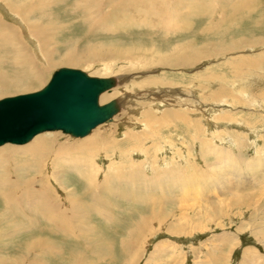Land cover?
<instances>
[{
    "label": "rangeland",
    "instance_id": "374dc122",
    "mask_svg": "<svg viewBox=\"0 0 264 264\" xmlns=\"http://www.w3.org/2000/svg\"><path fill=\"white\" fill-rule=\"evenodd\" d=\"M78 1L67 0L55 6L46 12V19L31 18L32 22L39 20L51 27L53 36L48 50L57 54L48 58L41 54L42 47L38 48L41 56H36V48L29 40L35 42L38 38L22 33L14 19L22 20L26 28L29 22L16 13L10 15L6 2L0 0L2 23L7 22L32 65L30 71L35 70L40 78L36 83L1 90L0 99L40 90L62 67L79 69L93 77L114 76L118 80L116 87L99 97L100 105L114 99L120 104V112L110 122L99 125L84 138H72L60 131L36 136L56 135V144L82 152L78 145L96 133L105 146L110 144L112 150L124 152H101L95 155H100L97 158L89 157L88 152L76 154L92 158L89 163L97 173L94 190H109V194L99 193L101 200L106 201L101 214L90 213L77 223H70L71 228H82L81 232L72 236L68 231L66 235L60 230L62 224L53 222V229L39 221L6 238L0 244V258L22 257L21 264H264V0L250 1L249 11L253 13L249 15L237 8L234 16L245 15L244 21L240 19L227 28H221L218 22L222 17L223 22L231 17L232 0H190L191 8L186 3L184 11L195 10L197 15L188 20L189 30L185 32L163 33L136 26L112 34L93 33L86 40L82 38L86 29L84 17L71 10ZM260 20L261 26H256ZM210 26H219L218 33H209ZM238 38L260 44L248 43L222 55L218 48L219 56L203 57L185 67L156 61L171 56L179 43L194 42L202 51L204 46L229 44ZM90 43L130 51L127 57L131 58L120 59L112 54L97 55L94 62L77 65L61 62L65 54L74 51L79 55ZM9 56L13 57L11 53ZM0 58H4L3 53ZM255 59L259 63L254 69L258 77L246 71L245 63L236 69L240 73L237 79L231 76L232 69L227 64L237 60L257 64ZM24 60L27 61L25 57ZM143 60L147 61L144 66L140 65ZM3 70L13 74L9 68ZM209 74L213 76L207 78ZM148 80L158 83L143 85ZM131 134H135L137 142L128 141ZM42 162L46 177L47 165L53 164V158L44 157ZM64 172L59 174L58 185L48 180L51 182L47 185L52 187L48 185L43 196L48 199L46 207L52 214L75 216L81 214L76 209L81 200L77 199L88 187L73 171ZM109 174L117 183L112 190L104 183ZM128 187L133 188L129 193L142 203H125L112 197L129 195ZM4 228L0 232H6L7 227ZM36 239L50 244L46 253L23 251L25 243ZM124 243L128 249L123 248L122 253Z\"/></svg>",
    "mask_w": 264,
    "mask_h": 264
},
{
    "label": "bare ground",
    "instance_id": "6f19581e",
    "mask_svg": "<svg viewBox=\"0 0 264 264\" xmlns=\"http://www.w3.org/2000/svg\"><path fill=\"white\" fill-rule=\"evenodd\" d=\"M4 1L6 2V5L9 8L8 9L6 7L8 11H10V15H12V13H16L20 17H22L23 20H27V22H29V24L27 23V28H26L21 22L22 20L18 21L17 18L14 19L15 22L18 24L22 33L24 34L29 33L28 34L29 37L32 36L34 38L35 36L36 38H38V41H36L35 39V42L31 38H30L31 41L29 40L31 46L33 48H36L35 49L36 56L37 57L38 55L41 56L38 53L39 47H42L41 54L43 56L48 58H53L54 56H56L57 53L55 54L53 51L48 50L49 46L51 45L50 43L52 41L50 39L53 36L51 27H49V25H42L41 23H39V20L32 22L31 18L40 17L46 19L45 18L46 12H48L51 9L54 10L55 6L59 4L63 5L65 2H67V0H4ZM189 1L190 0H80L76 3V5L73 6L72 4L71 10L73 11V13L76 14L80 13L78 15L84 17L85 26L84 25L82 26L86 27V29L84 31L85 35L82 38H84L85 40L93 33L106 32L112 34L118 31L128 30L127 28L136 27V26L142 27L147 30L149 29L159 30L163 33H167V32L181 33L183 31L185 32L186 30H189L188 20L192 16L194 17V15H197V13H195L196 12L195 10L189 12L184 11L186 3L189 9L191 8V4L193 2H191L192 0L190 2ZM250 1L253 0H232L231 1L232 5L231 6L229 5L232 12L231 17L223 22V19L225 20V18L222 17L223 16L222 15L221 17L223 19L218 22L219 23L218 25L221 28L223 27L227 28L232 24L234 25V23H236L237 21H240V19L243 20L245 15H243V17H238L237 15L239 14L234 16L236 14L234 12L237 11V8L238 11L246 12V15L252 14L253 12L249 11V8L252 5L250 4ZM227 2H229V0ZM207 16L205 15L204 17ZM210 17H212V15ZM226 18H228V15H226ZM47 20H50V18H48ZM6 23L5 22L2 23V19H0V56L2 53L4 54V58H0V91L9 88H15L19 85H26L27 83H36L37 81L40 80V78L38 77L39 74H37L35 70L30 71V69H32V65L29 63L26 53L20 47H18L19 44L16 42L15 35L9 31V26ZM255 25L261 26V20L257 21ZM217 27L215 26L211 28L210 26L208 32L217 34L218 33ZM61 28H63V26ZM60 33H62V31ZM226 33L227 32L223 34L226 35ZM53 42L55 41L53 40ZM193 43L186 42L184 43V45L179 43V45L176 46L177 49L175 50L173 49L170 52L171 56L167 55L165 57H160L156 61L168 66L171 65L173 67L174 66L185 67V66L193 65L195 62L199 61L203 57L219 56L222 55V53L225 54L226 52H229V50L237 51L238 49L247 46L248 43H252L255 46L260 44L259 41L257 40H252L249 38L247 40H243L238 38V40L235 39L231 41L229 44L220 42V43H215V45H207L204 46L205 48H203L202 51H199L198 50L199 48L196 47L195 44ZM226 47H230V48H226ZM218 48L222 49L219 55H217L218 54L217 52H219L217 50ZM42 50L45 52H43ZM129 52L120 49L118 50L116 48L105 47L102 45L96 46L90 43L89 47L82 50L79 55H76L74 51L69 55L65 54V56H63V58L61 59V62H64L69 65H77L79 63H85L86 61L94 62L97 59V55L109 56L112 54H114L116 57L120 59H130L131 57H127L129 55L128 54ZM10 53L12 54L13 57L9 56ZM24 57L26 58L27 61L24 60ZM39 58L42 59V57ZM152 60L154 61V58H152ZM48 62L51 63L52 61H48ZM146 62L147 61L143 60L140 63V65L144 66L147 64ZM256 62L257 64H253V63L243 62L242 60L240 61L237 60L236 63L233 64L229 63L227 65L230 66L232 69L231 76L237 79L240 73H238L236 69L238 68L240 69V67L244 66V63L248 65L247 67L248 70L246 71L250 70L252 71L251 73L252 76L253 75L257 76L256 74L257 72L254 69L257 68L259 64L258 59H255V63ZM5 68H9L10 70H12L13 74L5 72L3 70ZM226 69H228V67H226ZM28 71L30 72L31 75L28 73ZM211 75L213 76V74H209L207 78L212 77ZM222 79L223 81H225L224 77H222ZM157 83H158L157 80L152 82L148 80L145 83H143V85L149 86ZM116 115H114L113 117H115ZM180 118L183 119V116H180ZM134 135L135 134H131V136L128 137V141L137 142L136 141L137 137ZM51 136L52 134L36 136V138H34L31 142H29L28 144H24L25 146L23 147L4 146L6 144L2 145V147L0 146V201L2 207L0 210V229L7 227L6 232L4 233L0 232V244H3L2 242H4L6 238L14 235L15 236L18 235V233L21 230L25 229V226L28 227L33 226L35 223H39V221H44L53 229L56 228V226H53L54 224L53 222L60 223L62 224V228L60 230L65 232L66 235L67 233L71 232L70 235L72 234L73 236L74 234L81 232L82 228L79 230L74 227L71 228V224H70L71 222L76 221L77 223L78 220H82L87 214L90 213H93L95 215L102 213L100 208L103 206V204L104 205L106 204V201L101 200L99 193L102 194L105 193L106 191L109 192V190H104V187L103 189L98 191L94 190L95 188H93V183L95 182V177H96L95 174L97 173L93 165L89 163L90 162L89 159L92 158H87L84 157L83 155L79 157L76 156V154L79 153L87 154L88 152L90 154L89 157H94L96 154L98 153L100 154L101 152L110 153V151L113 152L117 150L118 153H122L124 151H121L118 148L112 150L113 146L110 144L105 146V144L100 141L101 135H98L96 133L92 134L89 138L85 139L84 141L81 142V144L78 145V149L82 148L83 150L82 152H76L77 150L72 149V146L70 148L69 147L67 148L64 145L61 146L56 144V137H55L56 135H54L53 137ZM44 157L53 158V164L51 166L49 164L47 165L49 166V172H48V176L46 177L43 174L44 173L43 168H45L46 166L42 162V158ZM97 157H100V155L99 156L97 155ZM128 168L132 172L133 168L130 166H128ZM68 169L70 171H73L80 180L85 181L87 183L88 191L85 189V194H81L80 199H77L78 201L80 200L81 201L76 204V209L79 210L81 214L77 213V215L75 216H67L66 214H62V213L52 214L46 207V205H48L47 202L48 199L43 196V193L44 191H46V188H49L47 187L48 185H50V184L47 185V182H49L48 180H51L52 182H55V184L57 183L58 185L61 181V179H59L60 178L59 174L62 173V171L63 172L67 171ZM34 172L38 174L31 176V174ZM42 179L43 180L45 179L46 186L44 185V183H41V181H43ZM114 179L115 177L112 174H109L104 179L105 181L104 183L107 182L108 186H110L108 188H110L111 190L113 189L112 187L114 185H117V183H114L113 181ZM120 181L121 180H117V182ZM175 185H180V184L175 183ZM50 186L52 187V185ZM89 186L91 187L90 190H89ZM127 190L129 195L118 194V196L117 195L112 196L110 194V196L112 197L115 196L121 200H124L125 203L126 202L134 203V204L142 203V200L140 201L139 199L134 197L133 194L129 193V191H133L132 187L130 188L128 187ZM106 194L109 193L106 192ZM130 195L132 197H130ZM30 198L33 199L29 200ZM36 200H38L41 204H39ZM36 240L38 241L34 242L32 240H29V242L25 243L23 251L33 253L34 250H40L39 253L43 254L46 253V249L48 248V246L51 247L50 244H48L46 241L44 242L42 241L44 239H36ZM42 246L43 249L41 248ZM121 248H122V253H124V249H128V245L124 243L123 247L121 246ZM6 256L7 258L5 257L0 258V264L22 263L23 259L19 255L18 256L21 257V259L10 258L8 255ZM14 259L16 260L14 261Z\"/></svg>",
    "mask_w": 264,
    "mask_h": 264
},
{
    "label": "water",
    "instance_id": "95a60500",
    "mask_svg": "<svg viewBox=\"0 0 264 264\" xmlns=\"http://www.w3.org/2000/svg\"><path fill=\"white\" fill-rule=\"evenodd\" d=\"M117 79L93 77L62 67L38 91L0 99V146L24 145L36 135L60 131L84 138L120 112L117 100L99 105V97L116 87Z\"/></svg>",
    "mask_w": 264,
    "mask_h": 264
}]
</instances>
